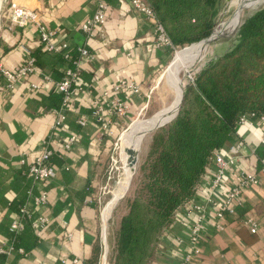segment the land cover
<instances>
[{
	"label": "crops",
	"instance_id": "0c3cea01",
	"mask_svg": "<svg viewBox=\"0 0 264 264\" xmlns=\"http://www.w3.org/2000/svg\"><path fill=\"white\" fill-rule=\"evenodd\" d=\"M12 2L35 10L48 28H58L59 40L68 42L72 50L86 45L90 56L80 60L79 79L67 118L52 135L57 118L54 109L62 102L55 82L63 77L69 64L60 54L46 51L34 23L13 24L8 9L5 11L0 22V62L15 70L34 55L39 69L21 78L13 88L0 89V246L9 241V226L18 216L16 206L26 198L28 190L32 188L37 193L46 188L48 203L37 208V212L48 217L42 237L27 225L19 237L27 246L28 254H12L5 261L8 264H90L98 245L102 244L105 249V242L103 218L95 199L97 189L95 186L90 192L87 186L91 180L96 184L101 182L112 142L109 136L103 135L100 122L92 116L93 108L103 99L104 92L113 91L120 81L140 84V92L122 93L128 97L130 110L114 125L115 132H119L120 126L143 110L141 100L148 95L157 72L166 65L164 70L169 69L172 53L170 48L155 43L151 22L136 11L122 14L117 0L111 2L107 11L105 32L89 39L81 24L93 15L98 0H6V8ZM44 74L52 80L44 79ZM7 84L8 79L0 72V86ZM33 84L38 87L34 88ZM84 117L87 123L81 125L79 119ZM251 122L238 126V141L243 145L237 161L227 168L217 197L225 198L242 171L256 173L260 183L244 190L236 213L226 215L225 229L217 230L213 217H208L201 239L203 251L194 264H264V173L260 170L258 154V149L263 147L264 123ZM70 135H75L76 141L66 149L64 143ZM50 138L56 174L47 181L34 183L28 175V163L36 157L43 141ZM235 144L228 142L218 152L228 157ZM23 154L25 164L21 162ZM215 170L213 165L212 171ZM205 189L198 191L196 201H204ZM249 216L259 223L256 233L243 223ZM193 221L183 208L178 210L159 244L153 264L181 263Z\"/></svg>",
	"mask_w": 264,
	"mask_h": 264
},
{
	"label": "trees",
	"instance_id": "16d2710c",
	"mask_svg": "<svg viewBox=\"0 0 264 264\" xmlns=\"http://www.w3.org/2000/svg\"><path fill=\"white\" fill-rule=\"evenodd\" d=\"M147 1L174 45L182 47L199 43L212 33L217 12L224 3ZM235 4L236 0H231L229 12ZM248 14L251 15L243 20ZM244 17L236 28L233 46L196 74L194 83L185 90L177 116L154 135L142 192L129 199V210L111 245L110 264H148L178 210L185 211L201 188L208 192L214 176L213 154L228 142L238 141L240 116L264 114V3ZM71 54L72 60L65 62L75 67L73 61L79 53L74 49ZM61 96L63 101L62 93ZM258 154L264 155V147L258 149ZM24 202L25 198L17 204L18 211ZM190 217L195 219V214ZM18 237L16 247H27ZM103 253L104 247L99 244L90 264H101ZM5 257L0 253V262Z\"/></svg>",
	"mask_w": 264,
	"mask_h": 264
},
{
	"label": "built area",
	"instance_id": "2783aa9c",
	"mask_svg": "<svg viewBox=\"0 0 264 264\" xmlns=\"http://www.w3.org/2000/svg\"><path fill=\"white\" fill-rule=\"evenodd\" d=\"M117 3L122 14L136 11L142 18L153 24L155 29V43L158 46H165L170 49L175 48L166 28L158 20L153 8L147 0H117ZM110 4L111 3L108 0H98L93 15L81 24V29L88 39L105 32V25L108 19L107 11ZM8 15L11 22L19 26H25L28 22L34 23L37 28L39 39L44 44L47 52L62 54L66 60H72V48L68 42L59 40L60 30L58 28H48L40 21L39 15L35 10L12 2L8 7ZM76 51L79 53V57L73 61L75 67L70 65L66 66L63 77L55 82L58 90L63 94V101L59 108L54 109L57 118L53 124L52 135L56 132L55 130L59 129V127L64 124L67 118L69 102L79 79L80 60L83 57L90 56V51L86 45L76 46ZM38 69L37 57L34 55H31L25 64L19 66L15 70L7 68L2 62H0V72L8 79L7 86H0V89L13 88L17 81ZM44 79L52 80L51 76L48 74H44ZM33 87L37 88L38 85L33 84ZM140 91V84L129 81H120L114 86L113 91L104 92L103 99L95 103L92 111V116L99 121L102 126L103 135H113L115 133L114 125L116 122L121 120L130 110L128 97L123 96L122 93H138ZM251 120H259L264 123V114L258 116L255 113L242 115L239 119V125L250 123ZM79 123L85 125L87 123L86 117L79 119ZM51 141L52 138L44 140L36 157L28 163V175L33 179L34 183L45 180L47 181L50 178H53L56 174L55 165L51 160L55 152ZM75 141L76 136L70 135L64 143L65 148L70 149ZM242 145V141L236 142L231 148V155L228 157L218 151L214 152L212 163L216 166V170L214 171V176L210 183L207 196L202 202L192 200L186 205L185 211L187 215L190 216L195 214V219L191 226L187 250L185 251L180 264H194L197 258L202 254L203 248L201 245V239L209 223L208 217H213V224L217 230L225 229L226 215L236 213V206L241 204L244 190L247 187L260 183L259 177L256 173L242 171L238 182L230 189L225 198L220 200L217 197L226 170L230 165L237 161ZM261 145L264 147V135L261 139ZM24 156L25 155L23 154L21 158L22 164L27 163ZM259 161L260 170L264 173V155L259 157ZM94 187L95 182L91 180L87 189L92 192ZM98 195L99 194L95 195V199L97 203H100ZM48 199V190L46 188H42L37 193H35L32 188L28 190L25 202L21 205L18 211V216L9 226L11 232L9 241L3 246H0V253L5 254L6 257H10L12 254L16 253L23 256L28 254V251L24 247H16V238L28 224L31 225L37 236L42 237L48 224V217L43 213L37 212V208L46 205ZM213 207L216 209L212 212ZM101 215H103V211H101ZM243 223L250 228L252 233H256L259 229V223L254 217H245ZM262 249L264 252V239ZM0 264L8 263L4 261L0 262Z\"/></svg>",
	"mask_w": 264,
	"mask_h": 264
},
{
	"label": "rangeland",
	"instance_id": "374dc122",
	"mask_svg": "<svg viewBox=\"0 0 264 264\" xmlns=\"http://www.w3.org/2000/svg\"><path fill=\"white\" fill-rule=\"evenodd\" d=\"M230 2L231 0H224L223 5L217 12L214 28L218 24L219 26L222 25L224 21L227 20L230 21V24L223 31L219 32L213 40L209 41V43L201 52V55L199 56L197 61L189 63L190 65H188V67H180L176 71L174 65H172L174 59L177 56L176 51L178 50L179 53H188L194 51L192 48H189L192 45L188 47L183 46L185 48H183L182 46L175 45V48H171L170 50L172 53L171 55L172 60H170L171 61L170 67L168 70H164V68L167 66L166 65L164 68H162L157 72L152 82L153 84L148 92V95H146V97L141 100L142 106L144 105L143 110H141L139 114H136L134 117L129 119L124 125L120 126L119 132H115L113 135L109 136L112 139V142L110 146L111 148L109 151L108 160L104 168V175L99 184L98 183L96 184L95 181V186L97 189L96 195L99 194L98 196L100 198V203H98L100 206V210L103 211L105 205L106 204L109 205L110 203L112 204V209H113L111 211L112 213L108 220V226H107V242L109 249L108 258L107 255L105 258V260L108 259L107 264H110L109 256L111 253V245L116 239V235L120 227L121 219L129 210V206H130L129 199L132 200L135 199L136 195L140 194L139 193L140 191L142 192L141 187L145 177L146 167L148 163L147 161L149 160L151 155L154 135L156 133H159L160 127L155 131L150 132L147 135H144V133L152 127L148 125L147 127L148 129L141 130L135 135L134 142L139 149L138 152L139 156L137 158V162L134 168L136 169V171L133 175V179L127 193L124 195V197H122L118 201V203L113 208L115 201H113L112 203L111 197L114 196V191L115 190L117 191V187H119V183L121 182L122 178L125 176V172L127 169V167H125L126 159H125L124 147L128 141V134L135 127L140 128L142 126L143 128H145L146 124L151 123L153 120H156L160 116L159 113L163 111V109H165L170 104H174L176 101L173 109L170 112H167V114L165 115L167 116L171 112L174 113L179 106L183 89L186 90V88H188L191 84L194 83L196 74L203 67L207 66L213 60L223 55L233 46L236 39V32L242 22L241 20L244 17V15L250 12L251 10H253L254 8L262 5L264 3V0H236L235 6L229 12ZM240 4L243 5L237 11V8ZM6 5H7L6 0H0V22L1 20H3L5 11L8 9L6 8ZM251 14L245 16L243 20L248 16H250ZM234 30H236L235 34L232 37L226 38V36L228 37L229 35H231L234 32ZM199 43H201L200 40ZM132 120H134L135 122L133 121V123H130ZM123 130L125 131L123 132L122 138L120 139ZM133 171L134 170H132V172ZM132 172L130 174H132ZM129 180L127 181L126 185L124 184L122 192L118 196L115 191L116 197L119 198L120 195L124 193L125 188L129 183ZM171 223L168 225V227L164 229V234L167 230L170 229ZM155 258H156V253L152 257V259L148 262V264H153Z\"/></svg>",
	"mask_w": 264,
	"mask_h": 264
},
{
	"label": "bare ground",
	"instance_id": "6f19581e",
	"mask_svg": "<svg viewBox=\"0 0 264 264\" xmlns=\"http://www.w3.org/2000/svg\"><path fill=\"white\" fill-rule=\"evenodd\" d=\"M242 5L243 4H240L238 6L237 11L241 8ZM229 24H230L229 20L224 21V23L222 25H220L219 27H217L215 29V35H214V37L212 39L207 40V41H200L201 43H197V44H194L191 47H189V48H192L194 52L179 53V51L177 50L176 51V53H177L176 55L177 56L174 59V62L172 61L173 62L172 65H174L175 70L177 71L180 67H188V65H190L189 63L197 61V59L201 55V52L206 47V45L209 43V41L213 40L216 37V35L219 32L223 31ZM167 75H168V73H167ZM178 95H179V92H178ZM175 103H176V101H175ZM175 103L168 110L163 111L156 120H153L151 123L146 124L145 128H143L142 126L140 128L139 127H135L129 132L128 141H127V143H126V145L124 147L125 159H126L125 167H127V169H126V172H125V176L122 178L121 182L119 183V187H117V191H116L117 196L122 192L124 184L126 185L127 181L130 179V176H131L130 173L132 172V170H134L136 162H137V158L139 156L138 155L139 149L135 145V142H134L135 135L141 130L148 129L147 128L148 125L153 127L161 117H163L165 114H167V112H170L173 109ZM171 113H169V114H171ZM127 129H125V130H127ZM125 130L122 131L120 139L122 138V134H123V132ZM112 203H113V201H112ZM111 211H112V204L111 203L109 205L106 204L104 209H103V215H102V217H103V227L105 228L106 236H107L108 220H109V218L111 216V213H112ZM107 247H108V242H107ZM105 258H106V253H103L101 264H105L106 263Z\"/></svg>",
	"mask_w": 264,
	"mask_h": 264
},
{
	"label": "water",
	"instance_id": "95a60500",
	"mask_svg": "<svg viewBox=\"0 0 264 264\" xmlns=\"http://www.w3.org/2000/svg\"><path fill=\"white\" fill-rule=\"evenodd\" d=\"M214 35H215V28H214V30L212 31V33H211L209 36H207V37L201 39L200 41H207V40H210V39H212V38L214 37ZM184 96H185V90L183 89V91H182V96H181V100H180V103H179V106H178L177 110H176L174 113H171V114H168L167 116H163V117H161L153 127H151L149 130H147V131L144 133V135H147L148 133L155 131V130L158 129L159 127H161V126L165 125L166 123L170 122L171 120H173V119L177 116V114L179 113V111H180V108H181V106H182V104H183V101H184ZM135 171H136V169H134V171L132 172V174H131V176H130L129 183H128V185L126 186L124 193H123L122 195H120L119 198L116 197V196H112V197H111V200H112V201H115V202H114L115 204H114L113 208H114L115 205L118 203V201H119L122 197H124V195L127 193L128 189H129V187H130V184H131V182H132L133 175H134ZM112 210H113V209H112ZM105 233H106V231H105V228L103 227V236H104V242H105L104 253H106L107 258H108V252H109V249H108V247H107V236H106ZM107 260H108V259H107ZM107 260H106V263H105V264H107Z\"/></svg>",
	"mask_w": 264,
	"mask_h": 264
}]
</instances>
